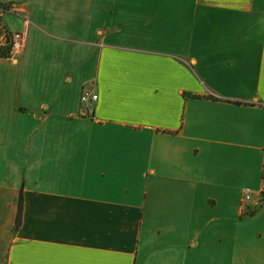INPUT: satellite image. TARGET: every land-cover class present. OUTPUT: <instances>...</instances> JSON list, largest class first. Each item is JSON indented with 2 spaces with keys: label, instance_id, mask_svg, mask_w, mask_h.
<instances>
[{
  "label": "crops",
  "instance_id": "1",
  "mask_svg": "<svg viewBox=\"0 0 264 264\" xmlns=\"http://www.w3.org/2000/svg\"><path fill=\"white\" fill-rule=\"evenodd\" d=\"M0 2V264H264V0Z\"/></svg>",
  "mask_w": 264,
  "mask_h": 264
},
{
  "label": "built area",
  "instance_id": "2",
  "mask_svg": "<svg viewBox=\"0 0 264 264\" xmlns=\"http://www.w3.org/2000/svg\"><path fill=\"white\" fill-rule=\"evenodd\" d=\"M26 35L23 31H13L9 39V47L11 49V54L18 53L22 50L25 45ZM97 94L90 89L84 88L81 95L80 101L83 106V112H92L93 104L97 100ZM261 176L264 179V164L261 167ZM264 193V190L261 191ZM251 198V190L245 188L243 190L242 202L248 201Z\"/></svg>",
  "mask_w": 264,
  "mask_h": 264
},
{
  "label": "rangeland",
  "instance_id": "3",
  "mask_svg": "<svg viewBox=\"0 0 264 264\" xmlns=\"http://www.w3.org/2000/svg\"><path fill=\"white\" fill-rule=\"evenodd\" d=\"M0 8L5 11H15L14 4L12 2H0ZM13 31H10L6 25L3 23L0 14V49L10 50L8 56H11V49L9 47V39ZM17 54V53H16Z\"/></svg>",
  "mask_w": 264,
  "mask_h": 264
},
{
  "label": "water",
  "instance_id": "4",
  "mask_svg": "<svg viewBox=\"0 0 264 264\" xmlns=\"http://www.w3.org/2000/svg\"><path fill=\"white\" fill-rule=\"evenodd\" d=\"M21 215H22V194H20V196H19L18 211H17V216H16V219H15L14 230H17L19 228V226H20Z\"/></svg>",
  "mask_w": 264,
  "mask_h": 264
},
{
  "label": "trees",
  "instance_id": "5",
  "mask_svg": "<svg viewBox=\"0 0 264 264\" xmlns=\"http://www.w3.org/2000/svg\"><path fill=\"white\" fill-rule=\"evenodd\" d=\"M9 49L8 50H2V49H0V56H8V54H9Z\"/></svg>",
  "mask_w": 264,
  "mask_h": 264
}]
</instances>
